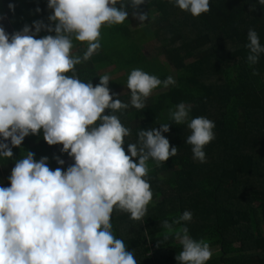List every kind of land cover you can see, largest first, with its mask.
Segmentation results:
<instances>
[{
  "label": "clouds",
  "instance_id": "clouds-1",
  "mask_svg": "<svg viewBox=\"0 0 264 264\" xmlns=\"http://www.w3.org/2000/svg\"><path fill=\"white\" fill-rule=\"evenodd\" d=\"M168 3L195 18L209 12L210 0ZM128 4L144 25L149 16L135 9L145 0H47L46 21L33 20L11 34L0 26V161L12 160L13 148L41 134L47 145H62L60 153L72 161L66 168H50L48 157L34 159L30 150L14 161L7 186H0V264H137L124 241L113 235L112 217L124 213L143 222L153 195L149 161L159 167L177 155L162 133L170 124H186L193 160H206L204 148L215 138V123L204 116L189 118L191 105L185 102L167 109L172 123L137 128L135 140L128 139L133 129L121 116L130 107L145 109L157 88L175 86L172 75L162 81L132 69L127 103L109 88L108 73L99 75L95 86L78 77L76 66L101 49L102 26L128 20ZM257 5L264 9V0H256L253 11ZM8 8L14 12L15 6ZM74 42L83 45L81 54L74 53ZM244 48L252 75H259L254 66L264 45L253 28ZM52 159L65 165L60 156ZM191 220L192 213L184 210L171 222L161 220V227L181 246L177 264H206L209 243L190 235Z\"/></svg>",
  "mask_w": 264,
  "mask_h": 264
},
{
  "label": "trees",
  "instance_id": "trees-1",
  "mask_svg": "<svg viewBox=\"0 0 264 264\" xmlns=\"http://www.w3.org/2000/svg\"><path fill=\"white\" fill-rule=\"evenodd\" d=\"M46 2L1 0V5L15 6L12 24L20 30L33 20L46 21ZM255 3L210 0L209 12L194 18L168 0H147L135 9L149 16L139 29H132L134 8L128 4V20L102 26L101 49L87 63L76 66L78 77L94 86L99 75L108 73L111 91L128 90L127 76L134 68L162 81L171 69L176 71L175 86L157 88L147 98L145 109L130 107L121 116L122 123L133 129L131 141L137 128L172 123L167 109L179 102L191 105L189 118L204 116L215 123V138L204 148V163L193 160L190 145L185 143L186 124H170L169 132L162 135L170 147H177V155L159 167L149 161L147 180L153 195L143 222L132 221L124 213L113 214V233L133 252L137 264H177L174 257L181 246L173 233L161 227V220L171 222L184 210L192 213L187 223L190 235L206 240L210 247H221L220 255L206 264H264V54L254 66L259 75L254 76L244 48L249 28L264 45V9L257 5L253 11ZM37 7L40 13L35 12ZM155 41L165 63L148 57L142 49ZM74 45V53L81 54L83 45ZM118 98L127 103L130 93ZM61 147L47 145L42 134L26 137L21 148H13L12 160L0 161V186H7L14 161L29 150L34 159L48 157L50 168H66L72 161L60 153ZM54 155L64 159L65 165H57ZM149 243L156 249L154 257L148 256Z\"/></svg>",
  "mask_w": 264,
  "mask_h": 264
},
{
  "label": "crops",
  "instance_id": "crops-1",
  "mask_svg": "<svg viewBox=\"0 0 264 264\" xmlns=\"http://www.w3.org/2000/svg\"><path fill=\"white\" fill-rule=\"evenodd\" d=\"M15 19H16L15 8H14V12H12L9 10L8 6L6 8L2 7L1 0H0V26H2L5 29V31L9 34H11L12 32L18 31L17 29L14 28V26L12 24V21ZM113 235L116 236L115 233H113ZM210 251H211V256H210V259L208 261H210V260L214 259V257H217L220 255L221 247L219 245L211 246Z\"/></svg>",
  "mask_w": 264,
  "mask_h": 264
},
{
  "label": "rangeland",
  "instance_id": "rangeland-1",
  "mask_svg": "<svg viewBox=\"0 0 264 264\" xmlns=\"http://www.w3.org/2000/svg\"><path fill=\"white\" fill-rule=\"evenodd\" d=\"M147 2V0H145V3ZM143 25L140 26V22L135 20V24L133 25L132 29H139L141 28ZM144 53L148 56V57H158L161 59V61H163V63H165V60L163 58V53L161 52V49H160V46L159 44L155 41V42H152L148 45H145L144 47H142ZM106 70H109L108 68L105 69V70H102V72L106 71ZM172 71L171 72V75L173 76V78L175 79L176 77V71L174 69H171ZM112 92H115L118 94V96H126L127 93L129 92V90H126L124 88H116V89H112ZM156 92H153L151 96L155 95ZM130 99V98H129Z\"/></svg>",
  "mask_w": 264,
  "mask_h": 264
},
{
  "label": "built area",
  "instance_id": "built-area-1",
  "mask_svg": "<svg viewBox=\"0 0 264 264\" xmlns=\"http://www.w3.org/2000/svg\"><path fill=\"white\" fill-rule=\"evenodd\" d=\"M148 248H149L148 256L154 257V254L156 252L154 245L152 243H149ZM151 264H159V263L157 261H153Z\"/></svg>",
  "mask_w": 264,
  "mask_h": 264
}]
</instances>
